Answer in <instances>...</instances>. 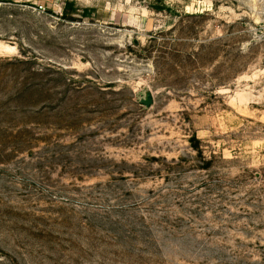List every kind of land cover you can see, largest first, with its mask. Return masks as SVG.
Instances as JSON below:
<instances>
[{"label":"rangeland","instance_id":"obj_1","mask_svg":"<svg viewBox=\"0 0 264 264\" xmlns=\"http://www.w3.org/2000/svg\"><path fill=\"white\" fill-rule=\"evenodd\" d=\"M0 264H264V0H0Z\"/></svg>","mask_w":264,"mask_h":264},{"label":"trees","instance_id":"obj_2","mask_svg":"<svg viewBox=\"0 0 264 264\" xmlns=\"http://www.w3.org/2000/svg\"><path fill=\"white\" fill-rule=\"evenodd\" d=\"M210 50H211V47L208 46V45H205L204 46V50L202 51V55L203 56H207L209 54ZM217 52H219V51L217 50ZM241 53H243V49L241 47H239L236 50L235 54L233 55V57H232L233 59L228 62V67L229 68H228V73H226L227 76L232 75L233 78L236 79L238 76H240L246 70V68H247L246 67V62H244L242 56H240ZM223 72H224L223 70L220 71V76H223V74H224ZM223 86H225V84L218 83L217 85H212L211 87H212V89L214 91L215 88L223 87ZM192 147L195 148V149L198 148L194 144L192 145Z\"/></svg>","mask_w":264,"mask_h":264}]
</instances>
